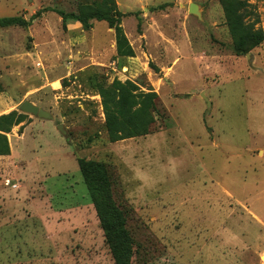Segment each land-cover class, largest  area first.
<instances>
[{
  "label": "rangeland",
  "instance_id": "rangeland-1",
  "mask_svg": "<svg viewBox=\"0 0 264 264\" xmlns=\"http://www.w3.org/2000/svg\"><path fill=\"white\" fill-rule=\"evenodd\" d=\"M80 1L0 0V19L31 22L0 28V116L29 101L69 136L38 122L21 140L29 115L8 135L0 264H115L77 158L108 167L132 264H264V45L237 54L219 0H116L136 54L122 59L107 23L69 31L50 11ZM246 1L264 30V0ZM94 75L151 87L169 120L110 143Z\"/></svg>",
  "mask_w": 264,
  "mask_h": 264
},
{
  "label": "trees",
  "instance_id": "trees-1",
  "mask_svg": "<svg viewBox=\"0 0 264 264\" xmlns=\"http://www.w3.org/2000/svg\"><path fill=\"white\" fill-rule=\"evenodd\" d=\"M219 3L237 54H249L261 48L264 45V30L259 27L260 18L255 8L246 0H219ZM159 10H164V7ZM50 11L62 18L65 29L69 22L80 23L86 32L93 29L94 21L107 23L115 34L117 56L122 59L135 58V51L122 24L129 15L119 11L116 0H82L76 12ZM30 26V21L20 17L0 19L1 29ZM94 81L102 101L110 143L147 137L155 131L159 121L169 120L167 109L151 87L144 90L142 85L119 80L108 84L100 75H94ZM3 92L0 82V95ZM27 118L18 111L0 116V157L11 155L8 135L24 124ZM77 162L114 263L132 264L135 243L127 228V213L114 200L113 179L108 167L104 163L82 158H77Z\"/></svg>",
  "mask_w": 264,
  "mask_h": 264
},
{
  "label": "water",
  "instance_id": "water-1",
  "mask_svg": "<svg viewBox=\"0 0 264 264\" xmlns=\"http://www.w3.org/2000/svg\"><path fill=\"white\" fill-rule=\"evenodd\" d=\"M197 10H198L197 5H191L190 6V9H189L190 13H195V12H197ZM19 111L21 114L29 115V116H32V117L39 119V120L55 121L54 116L50 112H47V111L41 109L40 107L34 105L33 103H31L29 101L24 102L21 105ZM57 128H58L59 132L61 133V135L64 136V138H66V139L69 138V136H68L67 132L65 131L63 125H59Z\"/></svg>",
  "mask_w": 264,
  "mask_h": 264
},
{
  "label": "crops",
  "instance_id": "crops-1",
  "mask_svg": "<svg viewBox=\"0 0 264 264\" xmlns=\"http://www.w3.org/2000/svg\"><path fill=\"white\" fill-rule=\"evenodd\" d=\"M59 22H62L63 23V21H62V18L61 17H59ZM67 28H68V30L70 31L71 30V28H82V25L80 24V23H76V22H69L68 24H67ZM31 120H34L33 122H31L25 129H24V133H23V135L21 136V140H25V138H26V131H27V129H29V128H31L32 126H34L35 124H37L38 122H52L53 124H55V126L56 127H58L57 125H56V121H43V120H39V119H36V118H34V119H31ZM57 130H58V128H57ZM58 132H59V130H58ZM60 133V132H59ZM61 134V133H60ZM11 153H12V150H11ZM9 157H11V156H7V157H0V162L1 163H3L4 161H2V160H6L7 158H9ZM51 209V208H50ZM51 211H54L53 209H51ZM62 214V213H61ZM48 216H51L50 214H48V215H43V216H36V218H38V220H40L41 221V223H42V226L44 227V231H45V235H46V238L48 237V238H57L56 237V233H49V231H51L50 229H52L53 227H55L53 224H51L50 223V221H53V220H50L49 218H48ZM43 219H44V221H43ZM45 220L46 221H48V220H50V221H48V225L46 226V224H45ZM70 232H72V231H70ZM61 234H66V233H61ZM72 233H70V235H71Z\"/></svg>",
  "mask_w": 264,
  "mask_h": 264
},
{
  "label": "built area",
  "instance_id": "built-area-1",
  "mask_svg": "<svg viewBox=\"0 0 264 264\" xmlns=\"http://www.w3.org/2000/svg\"><path fill=\"white\" fill-rule=\"evenodd\" d=\"M4 185L6 188H10L12 190H17L18 189V185L14 184L11 180L7 179L4 181Z\"/></svg>",
  "mask_w": 264,
  "mask_h": 264
}]
</instances>
